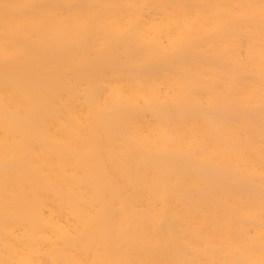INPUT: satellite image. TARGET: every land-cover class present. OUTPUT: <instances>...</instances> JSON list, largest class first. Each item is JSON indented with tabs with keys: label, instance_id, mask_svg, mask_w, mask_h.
Wrapping results in <instances>:
<instances>
[{
	"label": "bare ground",
	"instance_id": "6f19581e",
	"mask_svg": "<svg viewBox=\"0 0 264 264\" xmlns=\"http://www.w3.org/2000/svg\"><path fill=\"white\" fill-rule=\"evenodd\" d=\"M0 264H264V0H0Z\"/></svg>",
	"mask_w": 264,
	"mask_h": 264
}]
</instances>
